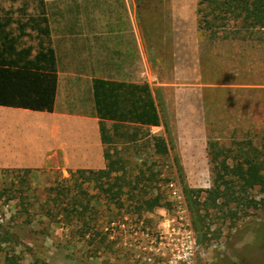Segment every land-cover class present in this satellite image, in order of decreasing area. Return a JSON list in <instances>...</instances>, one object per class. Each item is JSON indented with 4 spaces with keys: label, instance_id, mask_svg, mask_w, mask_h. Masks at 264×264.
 I'll return each instance as SVG.
<instances>
[{
    "label": "rangeland",
    "instance_id": "rangeland-1",
    "mask_svg": "<svg viewBox=\"0 0 264 264\" xmlns=\"http://www.w3.org/2000/svg\"><path fill=\"white\" fill-rule=\"evenodd\" d=\"M25 1L0 0V10L24 18ZM28 4L27 13L36 14V3ZM197 4L142 0L140 5L147 43L157 41L166 52L155 32L178 36L179 75L168 67L159 74L161 81L174 82L161 94L170 109L163 119L169 151L155 154L143 140L146 131L139 141L131 140L128 125L113 127L107 146L123 168L114 176L135 181L143 165L156 170L151 186L142 181L139 192L143 197L162 193L163 206L124 212L96 183L83 182V190H77L62 181L70 173L44 171L17 180L7 173L0 178V232L13 239L4 244L0 264L11 254L21 264H264V209L230 218L221 209L203 210L206 192H191L212 185L209 142L218 141L231 164L243 161L252 147L264 153V32L241 22L201 32ZM30 33L22 46L37 45L36 32ZM171 182L180 198L171 193ZM252 194L257 196V189ZM73 196L79 208L88 205L81 217L70 210ZM122 199L130 204L128 193ZM86 226L92 231L83 236Z\"/></svg>",
    "mask_w": 264,
    "mask_h": 264
},
{
    "label": "crops",
    "instance_id": "crops-1",
    "mask_svg": "<svg viewBox=\"0 0 264 264\" xmlns=\"http://www.w3.org/2000/svg\"><path fill=\"white\" fill-rule=\"evenodd\" d=\"M45 7L57 58L54 109L0 105V178L12 170H29V175L59 170L68 175L80 169L106 168L105 149L113 142L115 122L104 121L111 138L105 143L94 79L148 82L161 117L169 116L161 94L174 82L161 81L159 74L168 67L179 75L177 32H155V38L167 46L166 52L158 49L157 41L147 43L136 0H45ZM192 60L194 63V56ZM123 125H130L129 133L124 134L131 140L139 141L144 131L143 140L148 139V131L167 136L164 123ZM167 142L169 145L168 138ZM149 145L153 148V142Z\"/></svg>",
    "mask_w": 264,
    "mask_h": 264
},
{
    "label": "trees",
    "instance_id": "trees-1",
    "mask_svg": "<svg viewBox=\"0 0 264 264\" xmlns=\"http://www.w3.org/2000/svg\"><path fill=\"white\" fill-rule=\"evenodd\" d=\"M31 1L36 3L37 13H27L29 5L27 0L20 9L24 18L16 19L12 10L9 9L1 8L0 10V105L52 111L57 90V58L52 45L45 0ZM136 1L140 7L142 0ZM197 5L198 26L201 32L213 30L214 27L222 28L231 22H241L247 29L264 32V0H198ZM14 28L18 32H15ZM31 31L36 32L37 45L21 46L22 41L30 36ZM93 90L105 143L111 142L105 120L114 121L115 129L126 127L123 124L128 123L140 127L160 126L162 123L166 125L148 82L134 83L97 78L93 81ZM146 136H148L146 143L153 142L155 154H166L169 151L165 136L155 135L150 131ZM218 144V141H211L208 144L212 185L207 189L191 190L197 195L206 192L201 205L203 210L221 209L231 218L239 216L241 211L243 215H247V210L250 208L264 209V153L252 147L245 154L243 161L239 160L231 164L228 161L229 154ZM255 150H258V154ZM111 154L107 147L105 149L106 168L71 171L70 177L62 181H71L77 190H83V182H94L106 191L108 198L124 212L131 211L132 207L135 208L133 211L141 213L143 209L153 210L155 207L163 206L162 193L143 197L139 192L142 181L151 186L156 170L150 165H143L135 181L114 176L117 170L123 168L120 161L112 158ZM262 155L263 158L260 157ZM10 172L14 174L13 180H17L28 176L30 171L12 170ZM112 179H114L113 182ZM256 189L257 196L252 194ZM127 193L130 198L128 205L122 199ZM71 204L70 210L80 217L84 213L83 209L88 208V205H81L80 202L83 209L79 208L75 196ZM243 205L245 208L241 209ZM199 206L195 207L197 215L201 211ZM91 231L92 229L86 226L82 235L87 236ZM12 239L13 235L8 231L0 232V253L3 251L4 244ZM14 256V254L8 255L4 264H21Z\"/></svg>",
    "mask_w": 264,
    "mask_h": 264
},
{
    "label": "built area",
    "instance_id": "built-area-1",
    "mask_svg": "<svg viewBox=\"0 0 264 264\" xmlns=\"http://www.w3.org/2000/svg\"><path fill=\"white\" fill-rule=\"evenodd\" d=\"M170 188H171V193L173 194V196L175 197H181L178 191V188L176 187L175 183L171 182L170 184Z\"/></svg>",
    "mask_w": 264,
    "mask_h": 264
}]
</instances>
